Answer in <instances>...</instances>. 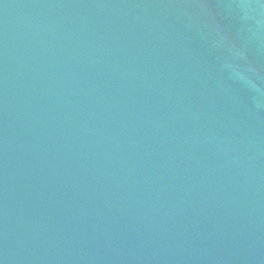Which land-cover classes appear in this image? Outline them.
Returning a JSON list of instances; mask_svg holds the SVG:
<instances>
[{
	"label": "water",
	"instance_id": "95a60500",
	"mask_svg": "<svg viewBox=\"0 0 264 264\" xmlns=\"http://www.w3.org/2000/svg\"><path fill=\"white\" fill-rule=\"evenodd\" d=\"M0 264H264L258 0H0Z\"/></svg>",
	"mask_w": 264,
	"mask_h": 264
},
{
	"label": "clouds",
	"instance_id": "9594fccd",
	"mask_svg": "<svg viewBox=\"0 0 264 264\" xmlns=\"http://www.w3.org/2000/svg\"><path fill=\"white\" fill-rule=\"evenodd\" d=\"M261 7H264V0H258ZM251 72V70H249Z\"/></svg>",
	"mask_w": 264,
	"mask_h": 264
}]
</instances>
